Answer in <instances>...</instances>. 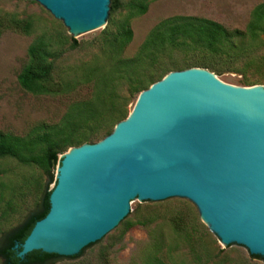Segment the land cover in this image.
<instances>
[{"label": "water", "instance_id": "water-1", "mask_svg": "<svg viewBox=\"0 0 264 264\" xmlns=\"http://www.w3.org/2000/svg\"><path fill=\"white\" fill-rule=\"evenodd\" d=\"M30 1V0H29ZM71 33L107 24L111 0H31ZM49 211L18 246L71 258L113 231L130 203L189 201L223 247L264 260V89L208 71L172 72L95 144L64 154Z\"/></svg>", "mask_w": 264, "mask_h": 264}, {"label": "rangeland", "instance_id": "rangeland-1", "mask_svg": "<svg viewBox=\"0 0 264 264\" xmlns=\"http://www.w3.org/2000/svg\"><path fill=\"white\" fill-rule=\"evenodd\" d=\"M114 1L119 5L129 2L111 0ZM262 3L264 0L155 1L144 15L130 19L133 37L125 56L134 55L158 23L176 16L206 19L228 32H244L253 9ZM126 15L127 11L119 8L109 13L108 20L120 21ZM0 16L31 25L27 34L9 31L0 37V133L24 137L37 127L56 125L71 102L86 98L90 92L86 87H77L67 94L39 96L21 89L17 76L27 63L28 48L40 39L48 43L54 80L58 82L63 76L77 74L81 65L99 59L100 37L107 24L94 32L71 33L31 0H0ZM241 48L238 52L225 50L219 55L174 52L165 64L169 70L166 76L196 68L210 72L228 85L248 88L242 85L247 82L264 89V37ZM234 55L236 59L231 58ZM136 101L129 102L128 116ZM57 167L50 179L35 166H24L12 159L0 160V232L15 227L37 209L43 194L55 186ZM125 222L132 224L126 232ZM155 253L161 264H264L262 258L251 256L242 246L223 247L185 198L160 202L133 200L128 216L103 239L84 249L79 257H60L47 264H150L149 258Z\"/></svg>", "mask_w": 264, "mask_h": 264}, {"label": "trees", "instance_id": "trees-1", "mask_svg": "<svg viewBox=\"0 0 264 264\" xmlns=\"http://www.w3.org/2000/svg\"><path fill=\"white\" fill-rule=\"evenodd\" d=\"M155 1L158 0H129L125 5L111 2V13L123 8L127 15L120 21L107 20L100 37L99 59L81 65L77 68V74L63 76L58 82L54 80L55 69L49 60L51 54L48 43L40 39L28 48L27 63L17 76L21 89L39 96L67 94L77 87H86L90 92L86 98L71 102L56 125L37 127L24 137L0 133V160L12 159L24 166H35L53 179L52 172L56 170L60 155L69 148L101 141L127 118L129 102L137 100L140 93L162 80L169 72L165 64L171 60L172 53L200 51L219 55L225 50L238 52L245 43L259 42L264 37L262 3L253 9L244 32H228L221 25L206 19L176 16L158 23L137 52L130 57L125 56V50L133 37L130 19L144 15ZM30 30L31 25L27 21L0 16V37L9 31L27 34ZM231 58L236 59V55ZM242 85L254 86L247 82ZM49 195L50 192H45L37 209L18 225L0 232V264H47L60 258L33 251L20 259L15 249L28 237L35 223L48 213ZM131 226L130 222H125L124 232ZM82 253L83 250L70 259ZM149 263L161 264L157 253L149 258Z\"/></svg>", "mask_w": 264, "mask_h": 264}]
</instances>
